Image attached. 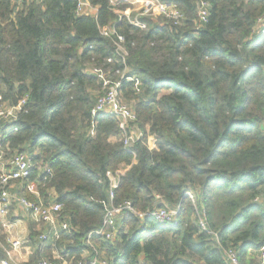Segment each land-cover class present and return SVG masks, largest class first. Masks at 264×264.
Masks as SVG:
<instances>
[{
  "label": "trees",
  "instance_id": "1",
  "mask_svg": "<svg viewBox=\"0 0 264 264\" xmlns=\"http://www.w3.org/2000/svg\"><path fill=\"white\" fill-rule=\"evenodd\" d=\"M159 1L181 18H141L142 30L110 0H88L97 13L82 16L76 0H0V105L24 101L15 118L0 121V146L31 159L19 197L61 205L67 226L42 243L28 221L26 264L55 255L78 264L95 250L113 264H228L227 249L243 264H262L264 0ZM104 28L115 34L103 36ZM119 38L126 56L117 53ZM96 69L121 82L120 98L136 115L132 127L144 136L128 148L119 119L92 115L107 91ZM118 171L115 206L178 210L177 220L162 226L125 211L116 237L94 236L92 248L89 235L111 204L108 174ZM3 232L0 222V261L9 248Z\"/></svg>",
  "mask_w": 264,
  "mask_h": 264
},
{
  "label": "built area",
  "instance_id": "2",
  "mask_svg": "<svg viewBox=\"0 0 264 264\" xmlns=\"http://www.w3.org/2000/svg\"><path fill=\"white\" fill-rule=\"evenodd\" d=\"M21 2L22 0H16ZM77 1V11L76 14L79 16L82 15H93L97 13V9L92 7L88 0H76ZM148 5L145 10L144 17H149L152 14V11H155L158 16L165 18L179 20L181 18L180 13L177 9L171 5H166L161 3L159 0H143ZM110 3L113 7H116L120 0H110ZM199 20L203 23H206L208 20V6L206 2H200L198 9ZM125 17V16H123ZM129 19L132 25L140 28L142 30L146 29V24L141 21V18ZM259 32L260 35H264V18L260 21ZM102 35L105 37H111L115 34V31L110 28H104L102 30ZM123 45V39L119 38V43L117 44V53L120 56H126L125 49L121 48ZM120 46V48H119ZM124 48V47H123ZM111 62V60H109ZM95 73L99 75V78L103 81V86L107 90L105 95L102 96L95 108L92 111V115H106L119 119L120 129L123 131L125 139L124 146L126 148L130 147L134 139H140L144 135L142 132L135 130L132 127V124L136 122V115L133 110L123 103L120 98V87L121 82H112L110 79H107L104 74V70L96 69ZM125 77V73L122 76ZM131 81H137L133 78H126ZM137 86L139 83L137 82ZM1 101V96H0ZM24 101L21 102L18 106L13 107L9 110L2 108L0 105V121L8 118H15L16 113L21 111ZM153 141L151 143V141ZM149 147L154 148L155 139H149ZM33 165L30 157L27 154L21 153L14 156H6L4 151L0 146V222L4 226L6 218L8 217L11 207H12V195L11 189L17 183L25 182L29 177ZM124 171H118L115 174H108L111 186V195L110 200L111 204H105V216L102 226L89 235L88 244L93 248L91 243V238L94 236H100L106 241L113 240L117 235V219L125 212L131 211L141 220L151 219L157 222L160 225H166L169 223H175L178 216V210H168L166 208L157 209L155 211H150L146 213L136 212L130 202H125L119 206H115L112 202L114 201V190L118 189L120 184V179L124 175ZM30 191L33 194H36L35 187H31ZM187 196L194 201V196L191 193H187ZM18 205L22 208L28 210L31 213V217L34 223L38 225H43L47 228V232L42 233L39 237V240L42 243L50 241L52 237H58L60 230L67 229L66 225H60L58 221V214L62 211V206L55 203L46 204L42 200L29 201L26 198H20L17 200ZM201 227L203 230L207 231V224L205 214L200 218ZM216 236V235H215ZM9 248L6 249L7 258L0 261V264H21L18 261L17 254L20 253L24 247V242L21 240L9 241ZM95 250V249H94ZM225 259L228 264H243L239 259L238 253L233 249H227L224 251ZM61 257L56 256L53 260H41L37 264H70L67 261L59 262ZM261 263L264 264V247L261 250ZM24 264V263H23ZM78 264H113L108 259L99 254L95 250L94 256L90 260L81 261Z\"/></svg>",
  "mask_w": 264,
  "mask_h": 264
},
{
  "label": "rangeland",
  "instance_id": "3",
  "mask_svg": "<svg viewBox=\"0 0 264 264\" xmlns=\"http://www.w3.org/2000/svg\"><path fill=\"white\" fill-rule=\"evenodd\" d=\"M118 5L125 8V10H123V11H118V14H120V16L130 17L131 20L135 19L136 17L140 19V18H145L144 16H147V15H143V14H145L146 7H148V5L143 0H120V3ZM151 14L152 15L147 17V18L157 19V18L161 17V16H158L155 11H152ZM119 48H120V46H119ZM121 48L124 50L123 45H121ZM104 74H105V77L107 79L110 78V71L109 70L104 71ZM152 142L153 141H151V143ZM35 190H36V188H35ZM18 191L19 190L16 189V190H13L11 193V195H12V207H11L9 215H10L12 221H15V224H14L15 227L13 228L14 234L17 233L19 236H16V237H19L20 241L22 240L24 242V247L21 250L22 251L21 255L23 257H25L26 249H28L27 248L28 246L26 247V240H24L23 236H24V234H26L25 228L28 227V221L31 219L29 217V214L25 210L20 209L21 206L18 205L17 200L20 199ZM21 198H24V197H21ZM9 218L7 217L4 223H7ZM42 226L43 225H39L38 230L43 232L44 226L43 227ZM3 233L6 236L9 235V234H6L5 232H3ZM56 256L57 255H55L54 258ZM18 261L21 264L26 262L25 259H23L22 257L21 258L18 257Z\"/></svg>",
  "mask_w": 264,
  "mask_h": 264
},
{
  "label": "crops",
  "instance_id": "4",
  "mask_svg": "<svg viewBox=\"0 0 264 264\" xmlns=\"http://www.w3.org/2000/svg\"><path fill=\"white\" fill-rule=\"evenodd\" d=\"M16 189H18L19 190V186L18 185H15L12 189H11V193H12V191L13 190H16ZM21 198V197H20ZM20 209H22V210H25L28 214H29V217H30V219L31 220H29V221H32L33 222V220H32V217H31V213L28 211V210H26V209H24V208H22V207H20ZM8 218H9V215H8ZM4 225H6V226H4L3 227V225H2V227H3V229H4V232L6 233V234H9L8 236H7V239L9 240V241H15V240H20V238L19 237H16V236H19L17 233H15L14 234V224H15V221H10V220H8L7 221V223H3ZM38 225V224H37ZM44 229H45V227H44ZM25 230H26V234H24V240H26V247L28 248V249H26V254H25V257H23L22 255H21V252L22 251H20V253L19 254H17V258L19 257V258H23V259H25V261L26 262H24V264H26L28 261H29V259H30V257H31V255L33 254V249L29 246V244H28V227H26L25 228ZM45 232H47V231H45L44 230V232H42V233H45ZM43 245V244H42ZM58 256V255H57ZM254 258V255H253V253H251V255H250V259H248L249 261L251 260V259H253Z\"/></svg>",
  "mask_w": 264,
  "mask_h": 264
}]
</instances>
